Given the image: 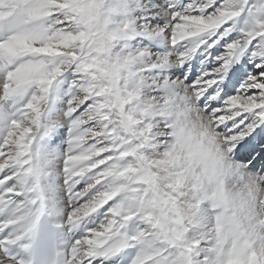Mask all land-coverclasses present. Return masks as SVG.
<instances>
[{
	"label": "snow or ice",
	"instance_id": "obj_1",
	"mask_svg": "<svg viewBox=\"0 0 264 264\" xmlns=\"http://www.w3.org/2000/svg\"><path fill=\"white\" fill-rule=\"evenodd\" d=\"M0 264H264V0H0Z\"/></svg>",
	"mask_w": 264,
	"mask_h": 264
}]
</instances>
